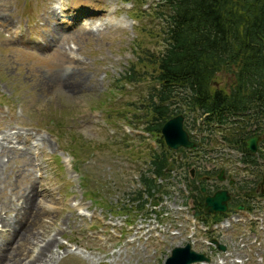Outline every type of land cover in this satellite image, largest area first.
<instances>
[{
    "label": "rangeland",
    "instance_id": "obj_1",
    "mask_svg": "<svg viewBox=\"0 0 264 264\" xmlns=\"http://www.w3.org/2000/svg\"><path fill=\"white\" fill-rule=\"evenodd\" d=\"M65 1L73 23L65 19L66 29L54 33L52 28L59 27L54 0H0V202L10 203L2 218H14V206L31 199L32 187L31 200L44 207L34 232L44 227L49 235L56 233L59 247L53 252L59 259L54 264H166L172 249L187 243L204 253L208 264H264L263 212L256 209L255 222L243 228L228 224L199 234L186 220L193 219L195 194L188 189L186 171L167 173L152 197L140 183L154 153L150 145L155 142V152L160 151L159 143L152 137L148 143L141 132L145 122L138 102L149 96L151 85L119 79L140 50L157 55L163 49L159 38L155 42L147 34L162 33L160 20L150 16L157 0H86L77 9L81 0ZM96 9L106 12L87 17ZM14 29L28 32L27 42L15 38ZM231 80L217 75L211 87L228 92ZM188 115L186 127L199 133L195 116ZM215 139L212 163L222 168L230 153L221 152L225 147L216 146ZM257 188L264 191L262 181ZM141 192L138 211L131 199ZM236 212L222 222L241 219ZM209 238L226 251L206 245Z\"/></svg>",
    "mask_w": 264,
    "mask_h": 264
},
{
    "label": "trees",
    "instance_id": "obj_2",
    "mask_svg": "<svg viewBox=\"0 0 264 264\" xmlns=\"http://www.w3.org/2000/svg\"><path fill=\"white\" fill-rule=\"evenodd\" d=\"M157 2L158 9L150 16L160 20L162 33L155 35L149 31L147 34L155 42L159 38L163 49L157 55L140 50L136 61L129 64L119 79L128 84L140 81L146 87L151 85L149 96L138 103L140 119L145 122L144 131L159 143L160 151L150 155L154 175L167 176L165 169L172 152L164 145L160 131L175 113H191L202 120L203 128L210 130L214 126H227L236 118L233 129L223 130L224 138L248 153L245 141L251 134L246 129L256 125L255 132L264 135V0ZM135 46L139 48L140 44L135 42ZM137 64L139 67L135 68ZM217 75L232 77L228 92L211 87ZM259 152L264 158V151ZM71 155L78 162L73 152ZM140 183L149 197L160 191L155 181L145 175L141 176ZM248 184L240 181L236 192L251 199L256 192ZM133 196L135 209L140 211L142 192ZM193 199L196 215L206 222L216 223L226 216L204 215V197L199 188Z\"/></svg>",
    "mask_w": 264,
    "mask_h": 264
},
{
    "label": "bare ground",
    "instance_id": "obj_3",
    "mask_svg": "<svg viewBox=\"0 0 264 264\" xmlns=\"http://www.w3.org/2000/svg\"><path fill=\"white\" fill-rule=\"evenodd\" d=\"M84 4H86V0H81L80 2L77 3L76 9ZM55 16L57 15H55L54 13V17ZM59 28L60 27H56L54 29L52 28V30L54 33L55 32L61 33ZM14 135L16 138H18V140H20L21 135H19V133L18 134L14 133ZM5 136H7V138L9 139V144H10L11 143L10 136L9 135H5ZM1 140L3 139L1 138ZM8 147H10V145ZM12 153L14 154V152ZM28 192L30 194V197L28 198L33 199L35 196L34 189L30 187ZM31 199H29L28 202H26L27 200L25 198L24 206L21 207H18V205L14 206L12 210L13 213H15L14 218L5 219L2 218V216L0 215V225H1L0 226L1 229L0 230L1 231L0 232V264H54L58 262L59 258L57 257L56 253H54L55 251L53 252L54 247H59L58 242L55 238L56 233H53V235H49L44 227L42 229V232L40 233L34 232V228H35L34 226L39 222V214L44 209V207L41 206V204L38 203V201ZM9 206L10 203L8 199H5L4 201L0 202V212H2V210L6 211L7 209H9L8 208ZM37 234L39 235V237H37ZM65 255L67 256L68 254L65 253ZM97 262L99 263L100 259H97ZM200 264H205V263H200Z\"/></svg>",
    "mask_w": 264,
    "mask_h": 264
},
{
    "label": "water",
    "instance_id": "obj_4",
    "mask_svg": "<svg viewBox=\"0 0 264 264\" xmlns=\"http://www.w3.org/2000/svg\"><path fill=\"white\" fill-rule=\"evenodd\" d=\"M161 134L166 146L172 150L183 149H195L194 143L189 140V136L183 129V117L176 116L164 123L161 129ZM261 141V137H253L247 140V149L255 153L257 151L258 143ZM173 167H171L172 169ZM193 174V172L191 173ZM219 181H223V172L218 176ZM205 192V189L202 190ZM230 201V195L226 190H219L212 196H207L203 203V213L209 215L223 214L228 211V203ZM241 209V207H239ZM211 243L221 251H225V247L220 246L215 240ZM218 244V245H217ZM220 248H219V247ZM208 259L204 255L196 254L191 251L190 246L186 245L183 248L176 247L171 251L170 258L167 259L166 264H192L195 262H207Z\"/></svg>",
    "mask_w": 264,
    "mask_h": 264
}]
</instances>
